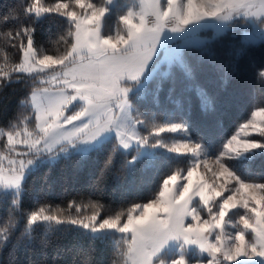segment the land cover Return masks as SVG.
<instances>
[{"label":"snow or ice","instance_id":"1","mask_svg":"<svg viewBox=\"0 0 264 264\" xmlns=\"http://www.w3.org/2000/svg\"><path fill=\"white\" fill-rule=\"evenodd\" d=\"M17 9L0 19H62L64 34L54 43L66 47L48 54L29 24L6 33L20 58L2 57L0 92L11 83L29 87L18 114L0 125V207L7 213L0 253L11 246L8 264H19L17 252L30 254L25 264H49L38 250L61 236L88 241L82 264H264V175L253 168L264 159V58L257 66L249 52L264 47V0H17ZM210 28H242L247 38L221 55L191 39ZM175 42L168 70L159 73L160 50ZM190 47L198 51L189 56ZM202 68L224 90L249 69L261 86V100L252 93L249 115L230 135L220 115L228 101L200 82ZM100 156L93 191L111 177L144 198L106 214L91 199L40 204L39 188L37 206L25 209L26 186L41 169L51 187L60 162L82 170ZM97 242L107 260L92 259Z\"/></svg>","mask_w":264,"mask_h":264},{"label":"trees","instance_id":"2","mask_svg":"<svg viewBox=\"0 0 264 264\" xmlns=\"http://www.w3.org/2000/svg\"><path fill=\"white\" fill-rule=\"evenodd\" d=\"M52 2V0H48ZM17 0H0V17L8 14L9 16L17 12ZM20 23L29 24L35 27V40L38 46H43L48 54H57V49L63 51L66 45L63 41H58L60 35L64 34L65 22L62 19H42L39 22L27 20L23 16L19 17L18 21L9 19L7 22L0 19V62L2 57L7 55L13 62H18L20 54L15 52L8 46L6 33L9 29H14ZM242 28L229 30L222 34H217L213 29H206L199 33L204 34L203 41L215 47L221 55H226L227 52L233 48H239L244 42ZM198 33V34H199ZM258 43V42H257ZM198 51L196 47L185 49L186 55H192ZM250 56L254 58L259 66L260 61L264 58V47H253L249 50ZM241 63L247 67L248 58L246 57ZM167 62H162L157 71L164 73L168 70ZM200 82L206 85L210 91L218 94L221 99H226L228 103L225 109L220 113L225 117V132L230 135L238 123H240L250 113L253 104V95L255 92V99L259 103L261 100L259 83L253 84L251 69L248 70L247 76L243 82L234 81L228 86L226 90L222 86L214 72L207 68L200 70ZM178 80H182L179 71L176 72ZM168 85L165 84L161 98L166 96ZM29 92V87L25 82L8 84L2 92H0V125H7L20 111L19 101L25 97ZM194 118L199 122L200 113L198 110V101L195 96L191 98ZM27 114V113H25ZM130 159V157H128ZM103 157L93 158L82 170H77L72 164L67 162H60L54 167L49 176V185L42 183V178L48 172V169H41L37 172L27 184V193L25 196L24 207L31 209L36 207L33 203L37 195L36 190L43 188L39 194L40 204H52L66 207L68 202L75 199L77 201L89 199L99 201L105 205V213L111 214L122 207H127L133 202H138L144 197L136 190V188L126 185L123 181H117L111 177L101 185L100 190L93 191L92 185L95 184L97 177L100 174V168ZM258 165L262 159L255 161ZM178 163H183L181 159ZM260 163V164H261ZM257 174L258 168H254ZM137 177L139 173L137 172ZM7 220V213L3 207H0V225H3ZM40 232L36 233V243L39 244ZM88 244L87 240L74 239L72 236H61L53 238L52 242L47 248L38 250V258L47 259L49 264H82L84 260V253L82 249ZM12 252L11 246L4 249L0 253V264H8L10 258L9 254ZM16 259L19 264H25L28 255L23 252H17ZM109 256L108 249L105 244L97 242L96 251L92 253L93 260L104 259L107 260Z\"/></svg>","mask_w":264,"mask_h":264},{"label":"rangeland","instance_id":"3","mask_svg":"<svg viewBox=\"0 0 264 264\" xmlns=\"http://www.w3.org/2000/svg\"><path fill=\"white\" fill-rule=\"evenodd\" d=\"M214 30V29H213ZM214 32L216 33V31L214 30ZM205 35L204 34H201V33H199V34H197V36L196 37H192L191 39L193 40V41H195V40H200V41H203L204 40V37ZM243 38L246 40V32L244 31L243 32ZM178 43H180V42H178ZM176 45L177 44H174V45H172L171 47H169V50L166 52L165 51V55L166 56H170L171 55V52H172V50L176 47ZM164 50V49H163ZM163 52H160V58H161V54H162ZM162 62H165V59H163V60H161L160 59V61H157V67H159L160 66V64L162 63ZM261 163V162H260ZM259 163V165L256 163V162H254V164H253V168H258V172L261 174V175H264V159H262V163L260 164ZM111 214H113V213H111Z\"/></svg>","mask_w":264,"mask_h":264},{"label":"crops","instance_id":"4","mask_svg":"<svg viewBox=\"0 0 264 264\" xmlns=\"http://www.w3.org/2000/svg\"><path fill=\"white\" fill-rule=\"evenodd\" d=\"M174 44H178V42H175V43H173V44H170L169 47H171V46L174 45ZM160 52H163V53L161 54V60L165 59V57H166V55H165V50L161 49Z\"/></svg>","mask_w":264,"mask_h":264}]
</instances>
